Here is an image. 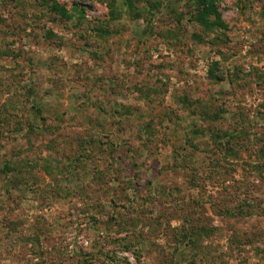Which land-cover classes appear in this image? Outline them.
<instances>
[{"label": "rangeland", "instance_id": "obj_1", "mask_svg": "<svg viewBox=\"0 0 264 264\" xmlns=\"http://www.w3.org/2000/svg\"><path fill=\"white\" fill-rule=\"evenodd\" d=\"M203 1L0 0V264H264V0Z\"/></svg>", "mask_w": 264, "mask_h": 264}, {"label": "trees", "instance_id": "obj_2", "mask_svg": "<svg viewBox=\"0 0 264 264\" xmlns=\"http://www.w3.org/2000/svg\"><path fill=\"white\" fill-rule=\"evenodd\" d=\"M50 9L63 18L70 20L73 17L72 14L65 7L60 6L59 4L53 1L50 4ZM212 16L215 17L217 21H220V14L217 9V4L215 0H204L202 8L199 11V15L197 16V18H199L203 22H206ZM217 21L212 22V25L221 26V24L216 23Z\"/></svg>", "mask_w": 264, "mask_h": 264}]
</instances>
